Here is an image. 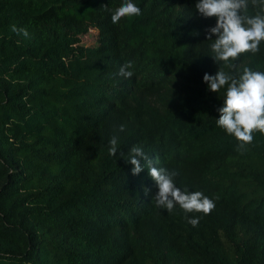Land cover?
<instances>
[{"label": "trees", "instance_id": "trees-1", "mask_svg": "<svg viewBox=\"0 0 264 264\" xmlns=\"http://www.w3.org/2000/svg\"><path fill=\"white\" fill-rule=\"evenodd\" d=\"M124 2L0 0V264H264V135L239 151L216 124L227 85L203 82L264 72V41L217 64L199 0H132L141 14L113 24ZM133 146L214 209L156 208L148 170L125 161Z\"/></svg>", "mask_w": 264, "mask_h": 264}, {"label": "clouds", "instance_id": "clouds-1", "mask_svg": "<svg viewBox=\"0 0 264 264\" xmlns=\"http://www.w3.org/2000/svg\"><path fill=\"white\" fill-rule=\"evenodd\" d=\"M249 0H199L195 5L196 12L203 18H216L215 27L207 30V37L211 43L214 62H224L229 67L230 61L244 53L255 54L259 45L264 41V14L255 16L244 15L248 8ZM253 5L256 0H252ZM141 9L132 2H125L111 14L113 24L124 17L138 16ZM12 31L27 37L26 29L12 26ZM215 36V40L211 37ZM132 62L124 63L117 75L125 79L131 78L134 73ZM203 82L212 93H218L225 85L226 92L223 106L216 124L226 134L234 137L238 142V150L244 151L245 146L253 141V132L264 135V72L253 71L245 67L238 77L230 75L223 70H218L214 76L205 74ZM120 132L124 126H119ZM109 155L116 157L118 154V137L113 136L109 141ZM123 155V154H121ZM141 160L144 165H141ZM126 163L132 166L131 174L138 175L146 168L151 179L158 189L152 197L155 207L166 209L168 212L178 205L185 214H209L215 207L214 202L199 191H181L174 182L175 172H168L164 168L155 166V161L149 160L148 155L139 146H133L127 154ZM193 227L199 223L198 218L188 219Z\"/></svg>", "mask_w": 264, "mask_h": 264}, {"label": "rangeland", "instance_id": "rangeland-1", "mask_svg": "<svg viewBox=\"0 0 264 264\" xmlns=\"http://www.w3.org/2000/svg\"><path fill=\"white\" fill-rule=\"evenodd\" d=\"M99 39V29L97 26H91L87 32L80 37L81 44L85 46L97 45Z\"/></svg>", "mask_w": 264, "mask_h": 264}]
</instances>
